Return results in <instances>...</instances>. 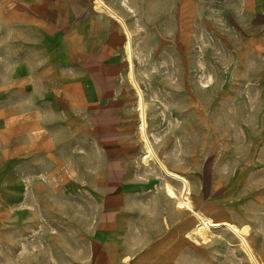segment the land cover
I'll use <instances>...</instances> for the list:
<instances>
[{"label": "rangeland", "instance_id": "1", "mask_svg": "<svg viewBox=\"0 0 264 264\" xmlns=\"http://www.w3.org/2000/svg\"><path fill=\"white\" fill-rule=\"evenodd\" d=\"M110 2L132 32L157 154L213 213L251 226L245 238L264 263V26L252 0ZM34 24L27 3L0 0V264L86 256L101 193L100 143L87 122L60 116V91H44ZM132 91L126 143L141 158ZM239 244L226 228L205 241L192 231L174 264H253Z\"/></svg>", "mask_w": 264, "mask_h": 264}, {"label": "crops", "instance_id": "2", "mask_svg": "<svg viewBox=\"0 0 264 264\" xmlns=\"http://www.w3.org/2000/svg\"><path fill=\"white\" fill-rule=\"evenodd\" d=\"M21 1L28 4L35 21L44 63L41 72L46 75L44 91L61 92L60 116L87 122L104 155L98 210L88 242L92 246L86 256L77 253L64 264H164L165 259L174 264L182 240L197 223L194 210L223 217L213 213V203L191 183L193 210L179 207L177 198L166 191L169 183L179 194L178 179L157 161L143 162L135 146L127 145L123 107L133 100V86L126 76L124 27L105 9H97L93 0ZM105 2L116 9L110 0ZM251 11L253 24L264 26V0H252Z\"/></svg>", "mask_w": 264, "mask_h": 264}, {"label": "bare ground", "instance_id": "3", "mask_svg": "<svg viewBox=\"0 0 264 264\" xmlns=\"http://www.w3.org/2000/svg\"><path fill=\"white\" fill-rule=\"evenodd\" d=\"M93 1L97 9H105L109 13V15L114 17V19L116 18L120 22V24L124 27L125 29L124 31L127 35L124 41V52H125L126 61L128 63L126 76L136 91L135 94L136 109L138 111V118H139L137 130H138L139 138L142 142V147L144 149V152L142 154V161L145 163H149L150 161H157L159 165H161V167H163L169 175L178 179V181L181 183V191L179 192V194L175 191V188L169 183H167L166 185V191L171 197L177 198L179 207L193 210V206L190 199L191 186L188 178L183 174L169 170L167 166H165V164L159 159V155L156 153V150L152 145V142L150 141V138L148 136L149 120H148L147 103L144 94L142 92V89L138 84L137 81L138 79L136 78V74H135L134 50L132 46V34H131L132 32L130 31V27L128 26L125 18L120 13H118L116 9L109 6L105 2V0H93ZM193 214H195L197 217V223L193 228V233L195 235V238L197 239L199 238L202 239V241H205L208 240L209 233H212L214 228L229 229L239 238L240 240L239 245L241 246V250L246 255L248 260L253 264H264L262 260L261 261L259 260L260 258H258L255 248L252 245H249L245 238L246 235H250L251 233V226L249 224L244 223L239 225L238 223L225 218L216 220L213 219L212 217L205 216L204 214L195 210Z\"/></svg>", "mask_w": 264, "mask_h": 264}]
</instances>
